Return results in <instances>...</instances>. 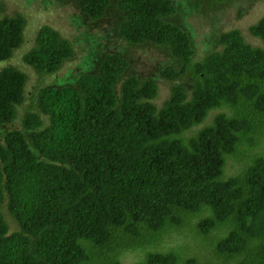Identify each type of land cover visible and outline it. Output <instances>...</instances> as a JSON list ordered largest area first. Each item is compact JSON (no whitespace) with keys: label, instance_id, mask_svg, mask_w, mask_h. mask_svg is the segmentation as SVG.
I'll use <instances>...</instances> for the list:
<instances>
[{"label":"trees","instance_id":"16d2710c","mask_svg":"<svg viewBox=\"0 0 264 264\" xmlns=\"http://www.w3.org/2000/svg\"><path fill=\"white\" fill-rule=\"evenodd\" d=\"M73 2L90 21L112 14L121 42L166 49L170 62L157 69L170 92L156 105L155 81L125 75L121 54L97 51L78 65L90 61L91 72L31 97L22 128L0 138V264H122L137 250L144 258L131 264H264V155L255 151L264 141V49L231 29L218 35L219 49L193 58L173 0ZM24 23L0 16V62L22 43ZM248 31L264 43V16ZM75 56L42 24L21 59L43 76ZM26 80L0 67V127L14 120ZM229 160L238 171L225 177ZM183 228L204 237L196 244L214 258L152 248ZM214 230L223 233L208 238Z\"/></svg>","mask_w":264,"mask_h":264},{"label":"rangeland","instance_id":"374dc122","mask_svg":"<svg viewBox=\"0 0 264 264\" xmlns=\"http://www.w3.org/2000/svg\"><path fill=\"white\" fill-rule=\"evenodd\" d=\"M42 1L0 0L3 8L0 16L17 13L25 18L22 43L14 49L10 58L0 62V67L10 64L27 75L25 99L16 108L14 120L0 127V138L9 130L22 128V118L26 109L34 111V106L31 108L29 105L31 97H35L41 87L64 83L72 84L75 82L77 75L83 72H91L93 68L90 65V61L84 63V68H78L80 67L78 65L82 62L83 57H87L88 54L94 55L97 51L99 53L102 51V53L121 54L128 63L124 69L125 75H135L139 82L145 79L155 81L157 94L152 101L156 105L160 106L162 101L167 98L170 92V84L160 75L157 69L159 65L170 62L169 52L166 49H160L150 43L134 46L121 42L111 27V22L114 20L112 14L98 21H90L82 15L74 5L73 0H64L62 2L57 0ZM173 1L178 9L173 20L177 21L180 27L187 32L193 48V58H200L208 52L219 49L220 45L216 44L218 35L231 29H237L246 42L258 45L264 49V43L257 37L251 36L248 31V27L251 24L264 16V0H228L217 5L212 3V0H196L200 6H195L193 0ZM42 24H48L55 28L62 37L68 39L76 53V58L73 62L64 63L55 74L39 76L30 66L24 64L21 58L31 47L35 32ZM262 139L264 140V137ZM255 151L264 155V141L255 148ZM237 166L236 161L229 160L225 169V177L236 174L238 171L236 170ZM1 211L11 230L14 229L7 212L4 209H1ZM194 221L192 220V222ZM194 232L196 230L193 228H183L176 233L170 232L159 241H155L152 248L160 251H166L170 248L180 249L183 257L195 256L201 261L209 257H211L210 259L214 258V256H209V248L206 243L204 244L205 247L198 248L197 241H201L204 237H197V234H193ZM222 233L214 230L208 234V238L216 237ZM82 243L86 244V241L83 240ZM94 249H92V253L99 252ZM143 258L144 254L140 250L127 251L120 256V261L122 264H131ZM105 263L106 260L102 258L90 260V264Z\"/></svg>","mask_w":264,"mask_h":264}]
</instances>
